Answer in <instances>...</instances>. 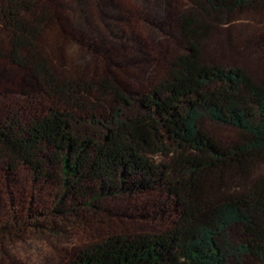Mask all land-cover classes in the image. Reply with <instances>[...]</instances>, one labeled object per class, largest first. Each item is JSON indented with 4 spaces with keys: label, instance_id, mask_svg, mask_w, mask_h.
Instances as JSON below:
<instances>
[{
    "label": "trees",
    "instance_id": "16d2710c",
    "mask_svg": "<svg viewBox=\"0 0 264 264\" xmlns=\"http://www.w3.org/2000/svg\"><path fill=\"white\" fill-rule=\"evenodd\" d=\"M157 1L0 0V66L30 83L0 106V239L59 237L105 197L162 191L181 211L173 227L100 239L69 264H264V86L202 61L222 24L231 42L264 46V0ZM147 14L167 21V37L143 26ZM119 18L125 39L109 25ZM122 40L148 57L145 79ZM65 44L89 48L85 76L59 74ZM204 118L236 139L209 136Z\"/></svg>",
    "mask_w": 264,
    "mask_h": 264
},
{
    "label": "rangeland",
    "instance_id": "374dc122",
    "mask_svg": "<svg viewBox=\"0 0 264 264\" xmlns=\"http://www.w3.org/2000/svg\"><path fill=\"white\" fill-rule=\"evenodd\" d=\"M151 1L153 5L159 4L157 0ZM146 18L151 22L143 23V26L151 29L158 37H167L171 32L166 20L155 19L149 14ZM112 20L114 21L109 22V25L118 27L117 34H121L123 39L126 38L124 34H131L132 31L122 18ZM259 20L261 33L264 34V20ZM119 28L121 32H118ZM230 33L231 29L226 24L216 28L202 49V61L210 65L244 68L264 86V46L259 44L256 38L247 39V42L233 43L229 40ZM170 43L171 47L178 49L182 46L180 42L174 40ZM120 45L131 68L139 69L137 75L140 79H145L151 66L145 52L136 43L126 40H122ZM58 54L56 61L61 77L76 79L85 76L81 73L80 66L85 56L90 60L89 48L65 44ZM95 65L92 60L91 69ZM120 74L127 86L138 85L136 81L128 80L131 76L126 73ZM29 84V80L22 72L7 65L0 66V106L24 99ZM137 87L131 89L133 93L139 92ZM131 99L128 109L139 110L137 97L131 95ZM98 120L104 123L100 116ZM202 129L223 144L230 143L237 137L234 129L216 124L208 118L202 120ZM155 159L157 162L166 161L163 156H157ZM90 209V212L82 213L79 219L69 222L62 236L26 235L13 240L0 239V264H69L86 246L100 239L116 234L134 235L167 230L174 226L181 212L173 198L162 191L108 196L98 203V207Z\"/></svg>",
    "mask_w": 264,
    "mask_h": 264
}]
</instances>
